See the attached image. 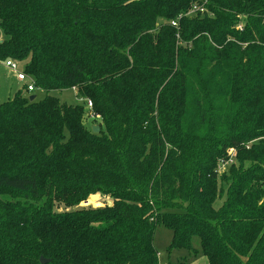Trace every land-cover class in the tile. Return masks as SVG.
<instances>
[{"label": "trees", "instance_id": "trees-1", "mask_svg": "<svg viewBox=\"0 0 264 264\" xmlns=\"http://www.w3.org/2000/svg\"><path fill=\"white\" fill-rule=\"evenodd\" d=\"M8 59L46 95L0 102V264H264V0H0Z\"/></svg>", "mask_w": 264, "mask_h": 264}, {"label": "rangeland", "instance_id": "rangeland-1", "mask_svg": "<svg viewBox=\"0 0 264 264\" xmlns=\"http://www.w3.org/2000/svg\"><path fill=\"white\" fill-rule=\"evenodd\" d=\"M16 65H17V71H24V63L14 60ZM19 90H22L23 94L25 96H30V95H36L37 99H41L46 95V91L43 89L36 88L34 91H28L26 88V85L22 81H18L16 78L15 73L5 66V60H0V102L7 101L10 98H13L15 93L18 92ZM52 94L58 96L62 101L67 102V103H82L83 100L78 96L77 90L75 89H65L62 91H53ZM86 123L87 125H97L96 122L92 121V117L90 116V113H87L86 116ZM225 170L228 169L229 167L225 165L223 167ZM219 171L220 173L223 172ZM224 170V171H225ZM93 200L89 199L87 202H83L81 205H94V206H100L102 203L100 202V199L97 201L92 202ZM222 200H217L215 203L216 207H219L222 204ZM172 240V231L165 227L164 225H157L156 230H155V238H154V245L157 248L159 252V263L160 262H166L168 264L169 260V252L167 251V247L170 244ZM192 245L194 248L200 250V238L198 236H193L192 238ZM178 255V256H175ZM187 253L185 251L180 252L179 254L173 253L172 254V259L175 264H181L178 261H183L182 257L186 256ZM182 256V257H181ZM196 262V263H195ZM206 264L207 263V258L203 255H199L196 258H191L189 264Z\"/></svg>", "mask_w": 264, "mask_h": 264}, {"label": "built area", "instance_id": "built-area-1", "mask_svg": "<svg viewBox=\"0 0 264 264\" xmlns=\"http://www.w3.org/2000/svg\"><path fill=\"white\" fill-rule=\"evenodd\" d=\"M204 8H201L200 6H198L197 4H194V6L191 8V10L188 12V14H193V13H197V12H204ZM172 24L177 26V22L176 21H172ZM5 66H7L8 68H10L16 75V78L18 81H22L25 83L26 88L28 91H34L37 87L35 85V79L31 76H29L25 71H17V65L14 61V59H8L5 61ZM87 105L89 107V113L90 116L93 118L95 116V114L91 111L92 110V102L91 100H87ZM236 149L235 148H231L229 150V154H230V158L227 161H222L219 170L222 171L221 169H223V171L225 170L223 167L225 165H229V163L233 162V158L235 155Z\"/></svg>", "mask_w": 264, "mask_h": 264}, {"label": "water", "instance_id": "water-1", "mask_svg": "<svg viewBox=\"0 0 264 264\" xmlns=\"http://www.w3.org/2000/svg\"><path fill=\"white\" fill-rule=\"evenodd\" d=\"M36 97L37 96L33 94V95H30L29 99L30 100H34ZM100 130H101V127L98 124L97 125L95 124V125L92 126V131L94 133H99ZM89 199L93 200L92 202L97 201V200L100 199V195H98V194L92 195ZM112 204H113V202L110 199H108L107 200V205L111 206ZM40 260H41L42 263H47V262L50 261V259L45 258L43 256L40 257Z\"/></svg>", "mask_w": 264, "mask_h": 264}, {"label": "crops", "instance_id": "crops-1", "mask_svg": "<svg viewBox=\"0 0 264 264\" xmlns=\"http://www.w3.org/2000/svg\"><path fill=\"white\" fill-rule=\"evenodd\" d=\"M180 252H182V251H177V252H175V253H176V254H177V253L179 254ZM173 253H174V252H173ZM173 253H172V254H173ZM175 256H178V255H175ZM181 257H182V256H181ZM171 259H172V255L169 256L168 264H175V262H174L173 260H171ZM182 260H183V257H182ZM178 262H180L181 264H189V263H190V262H189V263H186L184 260H183V261H178ZM195 263H196V262H195ZM195 263H194V264H195ZM159 264H166V262L163 261V262H160ZM203 264H204V262H203Z\"/></svg>", "mask_w": 264, "mask_h": 264}]
</instances>
